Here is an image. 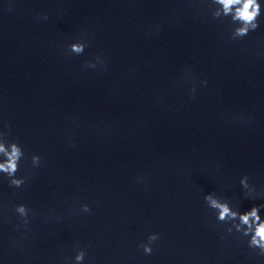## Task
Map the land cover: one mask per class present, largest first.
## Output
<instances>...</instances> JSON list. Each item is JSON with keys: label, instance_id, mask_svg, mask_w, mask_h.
I'll list each match as a JSON object with an SVG mask.
<instances>
[{"label": "clouds", "instance_id": "clouds-1", "mask_svg": "<svg viewBox=\"0 0 264 264\" xmlns=\"http://www.w3.org/2000/svg\"><path fill=\"white\" fill-rule=\"evenodd\" d=\"M211 16L223 21L229 18L234 25L230 34V39L235 41L246 37L250 32L260 27V19L264 14V6L261 0H208ZM42 19H47L44 15ZM86 44L84 42H75L69 45V51L76 55H81L85 51ZM97 62L102 63L99 57ZM87 67L95 68L96 63L89 62ZM9 133L0 132V174H4L8 178L9 186L20 188L25 183L23 177L17 178L16 173L20 170V161L25 157V153L21 145L8 139ZM41 158L39 155L31 157L32 166L39 167ZM248 176L245 175L240 179L243 189L247 190L246 196H250L255 192L254 186L248 182ZM207 206L216 213L218 222L229 225L226 231L229 235L235 231L242 237L248 238V247L258 250L260 256H264V218L261 217V209L264 204L253 206L250 210L241 212L234 209L230 203L222 197L209 193L204 196ZM14 211L22 218L26 227L29 223L30 209L25 204H18ZM81 211L90 213L91 209L87 204L81 206ZM159 239L157 233L148 236L147 243L141 244L145 254H151L153 249L152 243ZM86 255L85 249L78 248L74 260L76 264H82Z\"/></svg>", "mask_w": 264, "mask_h": 264}]
</instances>
